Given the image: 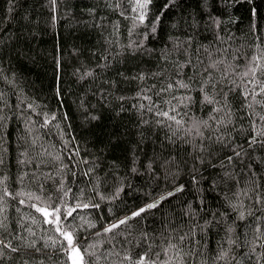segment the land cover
Returning <instances> with one entry per match:
<instances>
[{
    "label": "trees",
    "instance_id": "obj_1",
    "mask_svg": "<svg viewBox=\"0 0 264 264\" xmlns=\"http://www.w3.org/2000/svg\"><path fill=\"white\" fill-rule=\"evenodd\" d=\"M165 3L169 8H163ZM134 7V0H0V115L5 117L0 122V221L7 226L0 227V264H71L58 250L63 238L31 207L43 204L27 195L42 200L51 195L58 204L55 190L61 180L65 190L71 188L70 196L100 205L80 208L64 222L84 247L96 245L99 264H121L124 254L137 259L146 250L143 232L154 238L157 251L170 237L183 254H190L184 256L185 264H264V238H258L264 237V204L256 203L257 186L264 195V148H247L250 121L260 125L245 107L253 103L251 97L245 100L240 89L229 92L227 81L217 83V91L228 92L234 113L226 131L247 150L231 164L226 159L232 155L230 147L205 142L201 152L183 141L169 142V130L158 127L152 113L139 109L148 101L137 97L142 88L156 85L146 93L156 100L153 93L170 80L189 77L198 89L200 74L215 61H224L221 69L232 65L242 72L251 56L261 54L257 45L264 41V0H152L149 20L160 16L154 34L152 24L134 20ZM209 71L220 81V72ZM89 72L92 75H86ZM140 74L147 78L133 79ZM182 94L195 100L189 115L207 119L212 106L201 104V93L181 89L170 95ZM217 99L222 101V95ZM30 103L38 106L35 111L27 107ZM254 109L264 115L260 105ZM40 112L55 114L50 127H40ZM142 119L149 123L142 124ZM180 185L184 190L158 208L114 233L103 232L108 224ZM5 188L11 196L4 195ZM242 189L248 195L237 198ZM240 200L244 220L229 206V201ZM229 226L235 231L228 233ZM185 234L180 242L178 237ZM50 237L58 241L56 248ZM229 237L237 243L229 245ZM229 248V259L217 261L221 249Z\"/></svg>",
    "mask_w": 264,
    "mask_h": 264
},
{
    "label": "snow or ice",
    "instance_id": "obj_2",
    "mask_svg": "<svg viewBox=\"0 0 264 264\" xmlns=\"http://www.w3.org/2000/svg\"><path fill=\"white\" fill-rule=\"evenodd\" d=\"M171 2V0H170ZM135 7L132 9L134 12H137V16L134 17V20L138 21L139 24H152L151 32L154 34L156 32V24L160 21V16H156L154 20H149V6L152 4V0H134ZM118 7V5H117ZM164 9L169 8V3L163 5ZM148 38V34L145 33V39ZM259 39V38H258ZM140 45H136L139 47ZM257 48L260 50L259 55H253L248 59V63L245 69L242 72H237V66L226 65L223 69L218 67L219 65H224V61H215L210 64L207 68H204L203 73L200 75L203 77L200 81V87L194 89L192 86L193 77H189L187 81L184 79H175L170 80L166 85L160 87L159 91L154 92L153 94L157 97L156 100L152 99V96L147 95L146 93L151 92L156 85H152L151 88H142L140 92L137 93V97L142 98L143 100L148 101V104L143 103L139 104V109L152 113L155 119V124L161 128H167L171 135H166V139L171 143H176L177 140L183 141L184 144L192 146L193 150H199L201 152L205 151V142H213L217 144L224 145L225 147H230L232 149V155L226 157L229 164L232 163L234 158H240L242 155H247V150L243 148V145H237L232 138L231 132L226 131L230 125L233 124V110L230 107L228 101V92H224L223 89L217 91V83L222 81H227L229 85V92L235 91L236 89L241 90V95L248 100L251 97L253 103L246 104L245 107L251 109L252 111L248 112V116L251 117L255 115L260 121V125L257 126L256 120L250 121L249 136L247 137V148L254 149L256 146L264 148V115H261L259 112H255L254 105H260L264 109V41L260 45H257ZM107 60V57H104ZM188 65H191L189 60ZM57 67H59V61L57 60ZM181 68L184 65L180 66ZM209 69H215L217 72L221 73L220 81L215 80L213 74ZM86 75H92L91 72L86 73ZM237 76L239 80L232 79L231 77ZM83 78V77H82ZM147 77L144 74L133 77V79L145 80ZM59 81V77H57ZM181 89L185 93H190L191 91H199L202 95L201 104L211 105L212 110L208 114L207 119L198 118L195 115H189L190 106L195 103L194 98L189 94L182 95H170L175 92H179ZM248 89V90H246ZM222 95V101L217 99V96ZM56 96L58 100L61 97V88L59 82L56 86ZM169 96V98H165ZM261 97V99H257ZM2 99V96H0ZM120 99H124L121 97ZM62 103V100L60 101ZM27 107L35 111L37 105L28 104ZM137 107V105H133ZM222 115H217L221 114ZM39 116L43 117V121L40 123L41 128L50 127L55 120V114L49 116L48 113L40 112L36 113ZM66 115V114H65ZM187 117V119H185ZM5 119L3 115H0V122ZM92 119H98V117H92ZM142 124H148V120L141 121ZM215 125V127H213ZM58 127V125H57ZM224 129L225 131H222ZM235 130V129H233ZM206 132L209 133L206 135ZM197 140L200 143H197ZM33 144L36 143V140L32 141ZM239 149V150H238ZM48 155H51L48 153ZM78 156V149L74 153ZM57 160L60 159L59 156L56 157ZM70 160L72 157L69 158ZM3 163L2 156H0V164ZM43 163V161H41ZM67 167V165H65ZM151 167V165H149ZM92 169H89L88 172H85L84 175H88ZM135 171V169H133ZM76 175V173H72ZM226 177L234 178L231 173L225 172ZM50 178V177H46ZM195 180V178H194ZM39 190L41 193L44 192L43 182L39 183ZM259 186H257V204H264V195L260 194ZM183 185H180L175 188L174 191L167 192L166 195H161L158 198H155L153 202L147 203L146 205L139 207L137 210L132 211L130 214L125 215L123 218L116 220L113 223L108 224L103 228L104 233H114L115 230L119 229L121 225H126L130 220L137 217H142V214L149 212L152 209H156L161 205V202L166 200L169 196H174L177 192H182ZM72 192L71 188L65 190L64 182L61 180L59 186L55 190V199L59 203H55L53 197L49 195L46 200H42L40 195H35L28 193L29 200L33 198L36 201H40L43 206L33 203L31 207L35 208L36 212L40 213L44 218V223L53 226L54 231L59 234V237H62V241L59 242V249L63 251L71 264H99L101 255H97L95 252L96 245L88 244L87 247H84L79 240L77 239L74 231L69 230L70 225H65V221L69 217L73 216L80 208H99V204L91 200L84 202L80 198L76 197L73 193L72 196L69 194ZM119 189L115 195L118 196ZM5 196H11L7 188L4 189ZM81 195H83V190L81 189ZM237 198L241 195L247 196V190H240L237 194ZM114 198V197H113ZM69 199L74 200V203L69 204ZM100 199H105L102 195ZM0 201H3V196H0ZM20 204H24V200L19 201ZM202 203V202H201ZM229 206L234 212L237 213V218L240 220L245 219L246 211L243 201L240 200L238 204H233L229 201ZM0 212H3V208L0 207ZM189 212L192 213L191 205H189ZM194 214V213H192ZM213 214V219H215ZM248 216H252L253 213L248 210ZM257 220L260 217H256ZM212 221H206L205 224H210ZM94 227V225H89ZM0 227L6 228V224L3 221H0ZM235 229L231 226L227 228L228 233L234 232ZM256 231L259 233L260 229L257 228ZM96 235H100L99 232ZM163 237V233H161ZM187 234L179 236L178 240L183 242ZM264 238V237H258ZM166 243L162 242L159 251L156 250V245L154 238L149 235L147 232L141 234V240L145 242V251L139 254L138 258L133 261L132 257L128 254H124L122 257L121 264L123 261H129L130 264H185L184 256L190 254H183V250L180 248L179 244L173 243L170 237L165 238ZM51 247L56 248L58 241L51 239ZM2 243V242H0ZM227 243L229 245H234L237 243L235 239L228 238ZM34 243L29 245V247H34ZM264 247V244L260 245ZM6 247H11V245H6ZM255 244L252 246V251H255ZM83 249V250H82ZM13 252L18 251L17 248H11ZM39 251V249H37ZM231 248L227 251L221 249L219 254L216 257L217 261H227L229 259V252ZM109 253L108 255H112ZM163 254V259L161 255ZM86 255L88 259H86ZM115 255L120 257V253L116 252ZM107 258V257H105ZM203 264H207V261H204Z\"/></svg>",
    "mask_w": 264,
    "mask_h": 264
}]
</instances>
